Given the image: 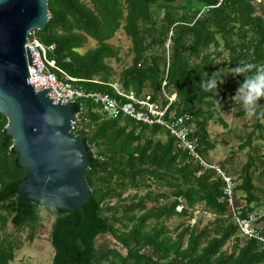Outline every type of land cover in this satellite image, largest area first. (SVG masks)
<instances>
[{"label": "trees", "instance_id": "trees-1", "mask_svg": "<svg viewBox=\"0 0 264 264\" xmlns=\"http://www.w3.org/2000/svg\"><path fill=\"white\" fill-rule=\"evenodd\" d=\"M175 1L46 0L48 19L34 33L42 43L54 45L56 64L86 90L114 95L113 83L124 93L156 101L164 80L165 92L174 93L168 112L189 114L190 137H196L197 151L205 159L214 143L206 127L209 122L225 125L219 111L231 107L227 96L244 79L232 69L264 64V17L259 13L264 0ZM119 28L130 41L131 54L129 63L115 73L107 61L119 57L108 39ZM87 37L95 45L79 53ZM214 72L224 80L218 85L219 106L213 93L201 88ZM72 103L75 111L82 107L75 134L83 137L89 162L83 170L89 198L81 205L82 220L79 211L16 200L15 187L24 170L17 166L11 138L4 136L6 118L0 114V264L11 261L20 247L5 231L6 222L32 240L43 228L40 210L54 214L48 264H264V244L243 237L226 205L218 201L219 174L192 161L158 125L106 117L87 99ZM258 103L264 106V99ZM261 118L254 116L244 133L238 147L251 150L232 171L233 210L239 216L264 207V184H256L253 176L264 159L251 145L255 132L262 136ZM90 147L100 158L92 157ZM217 165L223 168L222 162ZM258 173L262 177L261 169ZM198 209L212 218L201 225V216L188 224ZM174 216L182 219L167 228L162 221ZM259 222L264 229V216ZM105 233L123 252L117 247L95 250L96 237Z\"/></svg>", "mask_w": 264, "mask_h": 264}, {"label": "water", "instance_id": "water-1", "mask_svg": "<svg viewBox=\"0 0 264 264\" xmlns=\"http://www.w3.org/2000/svg\"><path fill=\"white\" fill-rule=\"evenodd\" d=\"M48 19L46 0H0V114L4 136L11 138L24 178L15 198L80 213L89 198L84 180L86 143L75 135L73 103L56 100L36 80L25 48L27 32L42 30ZM78 209V210H77Z\"/></svg>", "mask_w": 264, "mask_h": 264}, {"label": "built area", "instance_id": "built-area-1", "mask_svg": "<svg viewBox=\"0 0 264 264\" xmlns=\"http://www.w3.org/2000/svg\"><path fill=\"white\" fill-rule=\"evenodd\" d=\"M26 50L31 58V67L35 76L33 85L39 84V88L48 87L56 100L72 103L76 99H87L96 106L94 110L100 112L106 117H124L133 122L143 125H158L162 127L167 134L173 138L175 145L186 151L188 157L201 165L203 168H210L219 174L222 180L221 195L218 199L223 202L233 217V222L237 226L239 233L246 238H254L264 244V229L259 220L264 216L263 211L248 213L245 216H239L234 208L232 177L216 164L208 163L197 151L196 137H190V127L188 124L189 114L183 112L179 115H173L168 112V107L174 99V93H166L161 82V92L158 100L148 101L142 98H136L131 92L124 93L116 84L110 85L114 88V95L95 90H86L78 84H73L77 79L67 75L55 62L51 55L54 49L53 44H44L36 37L34 30L27 32V39L24 43ZM82 107H78L76 116L71 128L75 134L76 122ZM76 135V134H75ZM92 157L100 158L95 149L90 147ZM175 210L179 211L181 205H175Z\"/></svg>", "mask_w": 264, "mask_h": 264}, {"label": "rangeland", "instance_id": "rangeland-1", "mask_svg": "<svg viewBox=\"0 0 264 264\" xmlns=\"http://www.w3.org/2000/svg\"><path fill=\"white\" fill-rule=\"evenodd\" d=\"M179 0H176L174 4H177ZM259 13L264 17V8H262ZM108 42L116 46L117 54L119 59H109L107 63L112 67L115 73H117L121 68L129 63L130 58V41L124 35L121 28L116 30L114 34L108 39ZM95 45V41L91 38L86 39L84 45L77 49L79 53L84 52L86 49ZM238 88V87H237ZM232 91L230 96H227V101L231 104L228 109H220V116L223 118L225 125L217 122H209L206 130L210 140L214 141L213 148L208 149L205 153L204 158L206 161L212 164H218L222 162L224 170H228V174L232 177V180H236V174L232 171L237 170L240 165L244 162L246 154L251 150L250 146H245L239 148L238 145L244 137V133L251 129V123L253 122V117L248 118L246 114H242L243 106L238 98H235L236 90ZM263 124V129L260 132L261 138L256 136L257 132L254 133V138L252 139V147L258 149V153L263 156L264 159V118L260 119ZM159 138L164 139V133L158 135ZM254 171V182L259 185L264 184V164ZM222 168V169H223ZM262 170V177L258 176V171ZM132 191H127L131 193ZM264 200V199H263ZM240 202V201H239ZM259 211L264 210L261 205L258 207ZM41 222L43 228L37 231L35 238L28 240L25 237V230H18V228L13 227L8 221L5 224V231L10 235L13 240L20 241V247L18 250L14 251V256L11 261L7 264H48L52 257V246L48 240L50 225L53 221L54 214L51 210H40ZM202 216L200 224L205 223L206 220L212 218L211 215H205L201 211L194 210L192 213V218L187 220L188 224L193 223L194 220L199 219ZM182 217H171L165 219L162 223L167 227L171 228L177 222H179ZM185 219V217L183 218ZM241 240L243 237L241 236ZM229 242L226 243L225 247L228 246ZM95 250L102 253L108 247H117L121 252L123 248L119 245H115L113 238L105 233L98 235L94 242Z\"/></svg>", "mask_w": 264, "mask_h": 264}, {"label": "clouds", "instance_id": "clouds-1", "mask_svg": "<svg viewBox=\"0 0 264 264\" xmlns=\"http://www.w3.org/2000/svg\"><path fill=\"white\" fill-rule=\"evenodd\" d=\"M234 76H243V82L236 90L235 98H238L243 106V110L248 118L254 116H264V106L258 102L264 99V64H244L243 66H236L232 69ZM207 75V73H206ZM209 77V76H208ZM223 75L218 72L206 80L201 82V88L204 91L212 92L216 98V104L221 105L218 85L223 84Z\"/></svg>", "mask_w": 264, "mask_h": 264}]
</instances>
